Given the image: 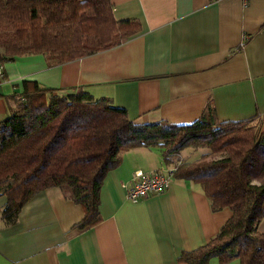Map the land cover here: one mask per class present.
<instances>
[{
  "label": "crops",
  "instance_id": "1",
  "mask_svg": "<svg viewBox=\"0 0 264 264\" xmlns=\"http://www.w3.org/2000/svg\"><path fill=\"white\" fill-rule=\"evenodd\" d=\"M111 4L115 21L138 24L119 45L55 66L41 54L3 63L0 122L35 84L50 96L83 91L104 99L137 124L188 126L203 116L264 130V0ZM172 162L158 148L123 153L102 183L100 222L83 230L73 229L83 217L80 205L56 187L39 192L16 223L0 220V264H178L182 253L207 244L231 212H213L200 185L175 177L162 193L138 203L125 199L122 184L136 171L163 175ZM5 204L0 196V214ZM257 231L264 234V218Z\"/></svg>",
  "mask_w": 264,
  "mask_h": 264
},
{
  "label": "trees",
  "instance_id": "2",
  "mask_svg": "<svg viewBox=\"0 0 264 264\" xmlns=\"http://www.w3.org/2000/svg\"><path fill=\"white\" fill-rule=\"evenodd\" d=\"M138 30L118 22L111 0H0V62L43 55L51 66L113 48ZM158 148L177 163L174 177L200 185L213 212L231 217L205 245L182 253L178 264H264V130L251 122L213 124L203 116L188 126L137 124L125 110L88 93L56 94L27 86L0 122V220L16 223L36 194L59 188L83 209L73 229L101 220L100 189L121 155ZM205 150L182 162L185 149ZM172 164V166H173Z\"/></svg>",
  "mask_w": 264,
  "mask_h": 264
},
{
  "label": "built area",
  "instance_id": "3",
  "mask_svg": "<svg viewBox=\"0 0 264 264\" xmlns=\"http://www.w3.org/2000/svg\"><path fill=\"white\" fill-rule=\"evenodd\" d=\"M242 5L246 6L248 0H241ZM3 75V63L0 62V77ZM177 166L166 169L162 175L153 172L145 176L141 171H136L128 184H122L125 191V199L131 203H138L149 196L166 191L172 179Z\"/></svg>",
  "mask_w": 264,
  "mask_h": 264
},
{
  "label": "rangeland",
  "instance_id": "4",
  "mask_svg": "<svg viewBox=\"0 0 264 264\" xmlns=\"http://www.w3.org/2000/svg\"><path fill=\"white\" fill-rule=\"evenodd\" d=\"M189 149H185L183 152H181V159H182V162L183 161H186L188 158H192V159H195L198 157L199 154L201 153H204L205 150L203 149H200V150H196V151H193V152H190Z\"/></svg>",
  "mask_w": 264,
  "mask_h": 264
}]
</instances>
